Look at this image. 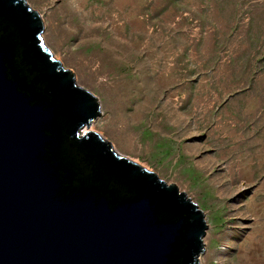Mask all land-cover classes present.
Segmentation results:
<instances>
[{
  "label": "rangeland",
  "instance_id": "1",
  "mask_svg": "<svg viewBox=\"0 0 264 264\" xmlns=\"http://www.w3.org/2000/svg\"><path fill=\"white\" fill-rule=\"evenodd\" d=\"M24 1L87 132L205 214L200 264H264V0Z\"/></svg>",
  "mask_w": 264,
  "mask_h": 264
},
{
  "label": "water",
  "instance_id": "2",
  "mask_svg": "<svg viewBox=\"0 0 264 264\" xmlns=\"http://www.w3.org/2000/svg\"><path fill=\"white\" fill-rule=\"evenodd\" d=\"M42 32L24 0H0V264H200L205 214L82 131L98 102Z\"/></svg>",
  "mask_w": 264,
  "mask_h": 264
},
{
  "label": "bare ground",
  "instance_id": "3",
  "mask_svg": "<svg viewBox=\"0 0 264 264\" xmlns=\"http://www.w3.org/2000/svg\"><path fill=\"white\" fill-rule=\"evenodd\" d=\"M89 127V126H88ZM88 127H85L84 129H83V132H87L88 131ZM90 130H92V129H90Z\"/></svg>",
  "mask_w": 264,
  "mask_h": 264
}]
</instances>
